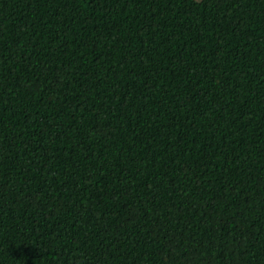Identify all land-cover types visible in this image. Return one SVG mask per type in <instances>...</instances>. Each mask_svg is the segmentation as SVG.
Listing matches in <instances>:
<instances>
[{"label":"trees","instance_id":"obj_1","mask_svg":"<svg viewBox=\"0 0 264 264\" xmlns=\"http://www.w3.org/2000/svg\"><path fill=\"white\" fill-rule=\"evenodd\" d=\"M0 264H264V0H0Z\"/></svg>","mask_w":264,"mask_h":264}]
</instances>
